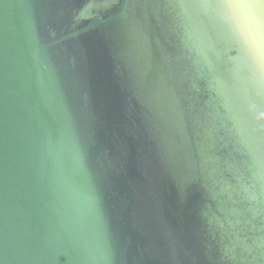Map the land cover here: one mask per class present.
Returning <instances> with one entry per match:
<instances>
[{"label": "water", "instance_id": "water-1", "mask_svg": "<svg viewBox=\"0 0 264 264\" xmlns=\"http://www.w3.org/2000/svg\"><path fill=\"white\" fill-rule=\"evenodd\" d=\"M0 264H264V0H0Z\"/></svg>", "mask_w": 264, "mask_h": 264}]
</instances>
